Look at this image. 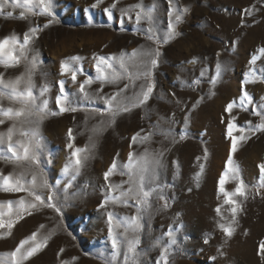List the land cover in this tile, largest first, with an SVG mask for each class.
<instances>
[{
  "label": "rangeland",
  "instance_id": "rangeland-1",
  "mask_svg": "<svg viewBox=\"0 0 264 264\" xmlns=\"http://www.w3.org/2000/svg\"><path fill=\"white\" fill-rule=\"evenodd\" d=\"M12 2L15 0H9ZM19 2L23 5V0ZM95 3L96 0H53L55 20L52 23H49L51 17L31 12L25 13V19H19L26 6L6 8L5 14L12 11L13 18L0 15V40L15 34L23 42L29 29H40L29 44L39 54L40 61L32 77V91L38 98L37 104L48 101L49 112L39 123L32 116L5 118V123L0 124L3 133L15 124L14 144L27 143L29 138L21 136L20 131L35 128L40 142L36 150L38 163L17 161L11 158L6 145L0 146V213H5L3 220L7 223L10 218L15 219L17 201L23 198L26 202H35L27 191L2 190V176L9 175L13 180L22 176L25 187L41 195L45 205L47 197L54 195L52 203L61 210L58 213L35 202L37 208L29 209L31 214L25 212L14 223L10 234L6 227L0 229V256L15 251L23 240L36 233L38 242L43 243L47 238L46 245L24 264H106L114 251L107 213H113V235L122 241L124 228L116 227L117 220L135 216L137 210L133 200H129L128 206L119 201H110L105 208L99 205L107 195L119 196V191L109 193L107 184L117 185L128 180L127 175H120V166L128 163L129 153H135V159L147 150L149 159H160V166L156 169L158 180L145 184L146 189L157 190L149 198L150 207L140 213L142 230L135 234L140 240L139 264H157L161 247L155 246V242L159 240L161 245H166L170 229L177 243L169 250L168 264H264L260 247L264 244V187L260 185L259 168L264 164V132L247 131L248 121L252 126L260 122V117L252 114L253 107L260 110L259 105L264 103V56L250 65L252 57L264 48V0H172L174 15L184 8L189 10L176 25L179 35L160 44L146 39L143 31H137L138 27H148L146 21L139 26L135 24L139 9L129 13L131 20L128 15L122 16L121 10L141 3L145 8L155 5L153 20L162 40L169 23L168 0H102L93 8ZM113 3L116 7L109 19L104 9ZM246 9H251V14ZM34 11L38 13L39 9ZM172 19L174 22V16ZM134 50L159 51L158 67L152 70L151 76L136 78V73L143 69L135 65L146 59L137 56L129 61L132 80L125 77L117 83H105L103 91L98 92L102 85L96 79L94 58L119 57L122 52L130 55ZM74 56L82 58L79 63L71 61ZM194 58L196 62L192 63ZM62 62L80 69L75 84L70 73L61 74ZM218 62L221 72L213 86L210 81L216 77ZM115 67L119 70L118 64ZM250 67L255 68L260 79L244 84ZM0 73L6 81L15 80L25 74V62L10 68L0 65ZM87 79L93 80L85 86L91 96L111 95L125 85L128 88L122 95L128 97L138 93L141 85L153 83L154 89L146 104L117 115L113 122L102 100L83 99L79 85ZM60 81H64L69 101H73L71 106L77 111H59L56 98L60 94ZM45 85L48 91L41 96ZM245 91L253 99L247 111L239 106V98ZM233 101L236 103L229 113L226 108ZM0 106L21 107L6 96L0 99ZM52 112L57 114L51 115ZM229 121L244 128L249 137L238 144L235 153H231L232 142L227 135ZM137 133L149 139L139 143L138 138L132 144V137ZM234 135L240 133L234 131ZM69 143L72 148L68 147ZM76 148L87 149L78 155L90 156L78 174L72 155ZM18 151L22 155L23 150L18 148ZM230 153L246 185L247 198L233 197L242 210L236 217L235 232L228 238L219 224L231 222V205L225 203L218 182ZM114 160L117 171L106 182L104 174ZM66 165H70L67 173L64 172ZM44 181L48 188L41 186ZM128 187L129 184L123 183L124 190ZM224 187L232 192L236 181L226 178ZM10 201L11 217L7 215ZM133 235L130 231L127 233L129 238ZM125 251L126 247L121 244L120 255L113 264H123Z\"/></svg>",
  "mask_w": 264,
  "mask_h": 264
},
{
  "label": "snow or ice",
  "instance_id": "snow-or-ice-1",
  "mask_svg": "<svg viewBox=\"0 0 264 264\" xmlns=\"http://www.w3.org/2000/svg\"><path fill=\"white\" fill-rule=\"evenodd\" d=\"M102 0H96V3L92 5L93 8L97 7ZM169 3V23L167 27V32L164 34L163 39L157 35V29L153 20V12L155 11V5H152L148 8H145L143 4H137L127 9L121 10V15H128L131 20L132 17L129 15L131 11L134 9H139L135 15V24L139 26L142 21H146L148 23V27L146 29L137 28V31H143L146 34V39L153 41L157 44L160 43H168L173 40L179 33L176 31V25L182 22L183 15L188 12V8H184L183 12L176 11L174 15V9L172 8V0H168ZM25 7V11L21 12L19 19H25V13L31 12L33 14L44 15L47 17H51L52 19L49 23H52L55 20V13L53 12V0H23V5L20 4L19 0H15V2L9 3V0H0V15H6V18H13V12L8 11L5 14V9L11 7L12 9L18 7ZM116 7V4L113 3L109 8L104 9L105 13L108 15V18H112V10ZM39 9V12H35V9ZM85 11H89V9H85ZM246 12L251 14V9H246ZM174 16V22H173ZM48 25H45L47 27ZM40 29L38 27H33L29 29L23 36V42L15 35H10L0 40V65L5 68L17 67L20 65L21 61L25 62V74L18 76L15 80H5L2 73H0V99H3L5 96L9 101L13 103H19L21 107L19 109L13 107H3L0 106V124L5 123V118L8 120H15L20 117L30 118L32 116H36L38 118L37 123L43 120L45 116L49 114L48 112V101L42 100L39 104H37V96L34 95L33 89V80L32 77L35 74L36 69L39 66V54L34 53L33 50L29 47L31 40L36 38V33ZM160 53L159 51H155L153 53L151 50H134L130 55L127 53H121L119 57L110 56L104 57L99 56L95 57V68L97 72L96 79L101 82V88L98 92L103 91V84L105 83H117L119 80L127 77L132 80L133 75L129 72V61L137 56H142L144 59L139 64L135 65L138 69H143V71H138L136 73V78L138 79L141 75L145 79L151 76L152 70L158 67V57ZM219 55V54H218ZM260 56H264V48L259 49V55L253 56L250 65H255L256 61L260 58ZM82 58L79 56H74L71 58V61L74 63H79ZM192 63H195V58ZM115 64L119 65V70L116 69ZM110 70V71H108ZM80 71L79 68H73L68 62H62L61 64V74H71V80L75 84L77 81V73ZM221 72V65L219 62L216 66V77H214L210 83L215 86ZM204 75V72H201V76ZM260 77L257 75L255 68L250 67V70L245 74L244 84L254 83ZM24 84V87L21 88L20 85ZM93 83L92 79H87L83 83L79 85V92L82 94L84 100L91 101L93 99L102 100L104 105L106 106V111L112 116L113 122L117 115L129 112L133 108L140 107L149 100L153 89L154 84L148 83L146 86L141 85V89L138 93L134 94L133 97H128L122 95L128 88V85H125L123 89L117 91L111 95L105 96H91L85 89L86 85H91ZM195 83H199L196 81ZM60 94L56 98V105L59 108L61 113L71 111H77L76 107H72L71 104L73 101H69V95L65 92L64 81L59 82ZM7 89L8 91H3ZM48 91V87L45 85L41 88L40 95L43 96ZM119 98V99H118ZM203 99V97L201 98ZM264 99V98H262ZM199 103V101H197ZM235 101L229 103L227 105L226 111L231 113ZM253 103L252 96L248 92H243L241 97L239 98V106L247 111V106ZM259 109L253 107L252 114L260 117V122L256 125L252 126V122L248 121L250 127L247 129L248 132L255 133L257 131L264 132V103L259 105ZM51 115H56L57 113L52 112ZM235 118H233L234 120ZM187 122V121H186ZM235 132H239L240 135H234ZM16 132V126L13 124L11 127L7 129L6 133L0 132V146L6 145V149L8 153L12 154L11 158L19 161L23 160H31L33 163H38V157L36 154V150L40 148L39 136H38V128L31 129L29 131H20V135L24 137H28V142L24 143L21 141H17L15 144L13 143V135ZM246 130L239 125L235 124L233 121H229L227 128V135L231 139V153H235L238 148V144L240 142H246L249 137L245 135ZM69 139H72V131L69 129ZM151 135V134H149ZM144 143L149 139V136L141 137L139 133L132 137V144L138 142ZM183 138V137H182ZM69 148H72L73 145L69 143ZM131 147V145H130ZM19 149L23 150V153L18 151ZM87 149L76 148L72 155L75 157L74 165L75 172L78 174L79 170L84 166L85 161L90 159V156H80L78 155L81 152H85ZM229 155V159L227 161L226 170L219 180V192L223 194L225 197V203L231 205V222L228 224H219V228L223 231L226 237L231 238L235 232V225L237 223L236 217L239 211L242 210L240 203L233 199V197L239 196L247 198L246 194V185L243 180L240 179V172L238 166L234 164L232 159V155ZM118 155V154H117ZM135 157V153L130 152L128 156V163L121 165L120 175H127L128 180L122 182L121 184L113 185L107 184V190L109 193H114L119 191V196L115 195H107L104 201L99 205L100 208H105L106 205L111 202H121L125 206H128L129 200L135 201V207L137 210V215L131 217H123L118 218L116 227L124 228V240H118L116 236L113 235V213L108 212V233L109 237L112 238V248L114 249L112 255V259L108 260L106 264H113V260H115L120 255V245L123 244L126 247V251L124 252V260L123 264H139V253L137 252V247L140 243L139 237L135 235L139 231L142 230V224L140 220L142 216L140 213L147 211L150 207L149 198L152 196L153 192L157 189L153 188H145V184H152L158 180V173L156 169L160 166V159H149V154L147 150H145L144 154L139 157ZM5 159H11L9 157H4ZM205 159H207V152H205ZM70 165H66L64 168V172L67 173L69 171ZM118 165L114 160L110 168L104 174V179L107 182L109 177L116 173ZM260 168V185L264 187V164L259 165ZM201 171H203V166H201ZM22 176L20 178L12 179L11 175L2 176L3 186L2 190L7 192H19V191H27L29 196L33 197L35 202H38L40 205H45V201L41 195L36 194L32 188H26L25 184L22 183ZM226 178L229 180L236 181L235 190L232 192L225 190ZM123 183L129 184V187L124 190ZM32 185L35 187L36 185V177L32 178ZM43 188H48L49 185L46 181L41 185ZM162 198V197H161ZM54 199V195L50 194L47 197L48 203L45 205L50 208H54L58 213L61 211L56 204L52 203ZM35 202H26L23 198L17 201L18 210L16 212L15 219H9L7 223L3 220V216L5 213H0V229L7 228L9 230V234L11 228L14 223L23 218L25 212L31 214L29 209L37 208L38 203ZM9 206V215L11 217V206L12 202H8ZM167 206V205H165ZM2 207V205H0ZM217 213H220V209H216ZM132 232L134 235L129 238L127 236L128 232ZM170 238L166 245H161V242L158 240L155 242V246L161 247L160 257L157 261V264H168L169 250L172 245H176L177 240L173 234V231L170 229L167 233ZM47 242V238H45L44 242H38L36 233H33L31 237L23 240L20 245L16 248L15 251L11 253H5L3 256H0V264H24L26 260L34 256L38 253ZM207 243V240H205ZM26 245H31L28 248H25ZM262 253H264V244H261ZM63 251V250H61ZM215 260V257L211 258ZM66 264V262H64Z\"/></svg>",
  "mask_w": 264,
  "mask_h": 264
}]
</instances>
